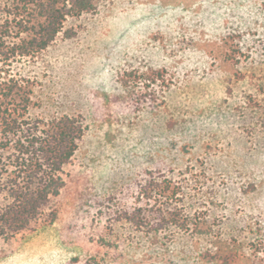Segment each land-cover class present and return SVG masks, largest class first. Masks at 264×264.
Masks as SVG:
<instances>
[{"label":"rangeland","instance_id":"obj_1","mask_svg":"<svg viewBox=\"0 0 264 264\" xmlns=\"http://www.w3.org/2000/svg\"><path fill=\"white\" fill-rule=\"evenodd\" d=\"M151 67L165 81L123 84ZM7 73L32 119L86 130L56 220L0 264H264V0H97Z\"/></svg>","mask_w":264,"mask_h":264},{"label":"trees","instance_id":"obj_2","mask_svg":"<svg viewBox=\"0 0 264 264\" xmlns=\"http://www.w3.org/2000/svg\"><path fill=\"white\" fill-rule=\"evenodd\" d=\"M97 0H8L0 23V62L34 59L63 30L69 17L96 9ZM237 61L235 54L228 55ZM165 68L128 73L123 84L136 91L135 82L158 83ZM141 84V83H140ZM32 82L10 73L0 76V239L24 240L38 228L52 224L58 210L46 212L50 200L67 184L64 167L71 162L86 125L76 116L49 121L32 119ZM140 86V85H139ZM141 96L148 95L144 86ZM222 264H232L225 260Z\"/></svg>","mask_w":264,"mask_h":264}]
</instances>
